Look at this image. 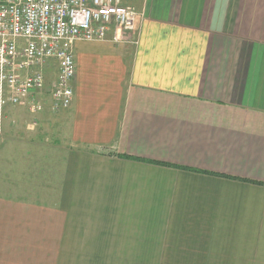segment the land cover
Segmentation results:
<instances>
[{
    "label": "crops",
    "instance_id": "1",
    "mask_svg": "<svg viewBox=\"0 0 264 264\" xmlns=\"http://www.w3.org/2000/svg\"><path fill=\"white\" fill-rule=\"evenodd\" d=\"M121 4L68 109L2 112L0 264H264V0Z\"/></svg>",
    "mask_w": 264,
    "mask_h": 264
},
{
    "label": "built area",
    "instance_id": "2",
    "mask_svg": "<svg viewBox=\"0 0 264 264\" xmlns=\"http://www.w3.org/2000/svg\"><path fill=\"white\" fill-rule=\"evenodd\" d=\"M138 13L121 0H0V115L72 103L75 42L133 43ZM111 37L108 38V34ZM55 70L47 96L45 75Z\"/></svg>",
    "mask_w": 264,
    "mask_h": 264
},
{
    "label": "rangeland",
    "instance_id": "3",
    "mask_svg": "<svg viewBox=\"0 0 264 264\" xmlns=\"http://www.w3.org/2000/svg\"><path fill=\"white\" fill-rule=\"evenodd\" d=\"M14 122H12V120ZM17 120L15 116L6 115V118L3 117V113L0 115V138H5L8 133L14 134L15 136L17 131ZM8 132V133H7Z\"/></svg>",
    "mask_w": 264,
    "mask_h": 264
}]
</instances>
